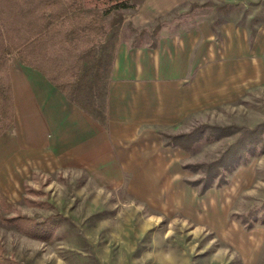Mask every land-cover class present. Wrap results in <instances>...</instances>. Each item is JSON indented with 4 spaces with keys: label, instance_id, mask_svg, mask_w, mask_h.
Listing matches in <instances>:
<instances>
[{
    "label": "rangeland",
    "instance_id": "1",
    "mask_svg": "<svg viewBox=\"0 0 264 264\" xmlns=\"http://www.w3.org/2000/svg\"><path fill=\"white\" fill-rule=\"evenodd\" d=\"M142 6L124 12L121 41L156 45L163 28L196 25L210 36L194 50L201 75L187 87L188 111L142 131L130 143L141 145L119 147L106 166L48 175L2 148L11 209L0 214V255L13 264H264V0H176L134 25ZM249 130L256 137L244 149ZM233 145L247 160L207 174ZM2 217L56 224L42 240Z\"/></svg>",
    "mask_w": 264,
    "mask_h": 264
},
{
    "label": "crops",
    "instance_id": "2",
    "mask_svg": "<svg viewBox=\"0 0 264 264\" xmlns=\"http://www.w3.org/2000/svg\"><path fill=\"white\" fill-rule=\"evenodd\" d=\"M175 1L145 0L133 24L156 21ZM197 26L181 34L163 28L156 47L148 42L137 46L133 40L117 46L108 83L106 127L68 100L42 72L12 58L9 72L16 117L10 131L0 137V157L6 149L10 162L31 164L48 175L114 163L119 147L141 145L130 143L141 140L142 131L145 137L147 130L188 111L187 87L193 86L190 79L201 75V53L194 50L201 37L205 42L210 39Z\"/></svg>",
    "mask_w": 264,
    "mask_h": 264
},
{
    "label": "trees",
    "instance_id": "3",
    "mask_svg": "<svg viewBox=\"0 0 264 264\" xmlns=\"http://www.w3.org/2000/svg\"><path fill=\"white\" fill-rule=\"evenodd\" d=\"M144 1L0 0V137L10 131L16 117L9 73L12 58L42 72L68 100L107 126L108 83L116 48L122 42L124 12L138 9ZM153 45L156 47L157 43ZM211 128L233 132L228 127ZM248 132L241 139L246 141L244 149L253 144L250 138L256 137L254 131ZM235 148V145L229 148L234 155L228 151L207 174L220 172L223 165L234 169L239 161L233 156L247 160L246 150ZM213 178L207 186H213ZM3 209L7 211L11 205L0 188V214ZM2 219L26 235L42 240L48 239L56 224L53 217L36 223L28 217ZM0 264H13V260L0 255Z\"/></svg>",
    "mask_w": 264,
    "mask_h": 264
}]
</instances>
